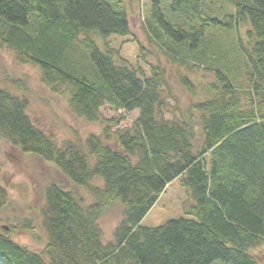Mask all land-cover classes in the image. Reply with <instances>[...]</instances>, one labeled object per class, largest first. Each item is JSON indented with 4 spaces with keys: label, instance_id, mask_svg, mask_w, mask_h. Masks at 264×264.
Wrapping results in <instances>:
<instances>
[{
    "label": "trees",
    "instance_id": "1",
    "mask_svg": "<svg viewBox=\"0 0 264 264\" xmlns=\"http://www.w3.org/2000/svg\"><path fill=\"white\" fill-rule=\"evenodd\" d=\"M128 1L0 0V47L35 66L72 114L99 122L105 104L138 111L130 127L108 124L82 147H60L32 122L26 96L0 86V140L53 164L92 197L85 205L48 184L43 253L0 228V264H261L254 250L264 244V0H151L146 29L180 85L197 95L185 72L212 78L199 82L181 119L165 116L164 68L142 59L145 73L119 63L106 43L131 34ZM74 39L89 51V65L68 59ZM177 178L193 200L186 215L142 225ZM7 201L0 183V208ZM113 205L121 218L103 243L97 220Z\"/></svg>",
    "mask_w": 264,
    "mask_h": 264
},
{
    "label": "rangeland",
    "instance_id": "2",
    "mask_svg": "<svg viewBox=\"0 0 264 264\" xmlns=\"http://www.w3.org/2000/svg\"><path fill=\"white\" fill-rule=\"evenodd\" d=\"M150 3L151 0H129L127 12L131 34L125 37L111 35L107 37L106 43L116 51L115 60L119 63L140 67L145 73L148 72V64H160L164 68L166 87H169V94L165 98L167 105L165 116L181 119V113L199 96L201 91L199 82H205L206 79L210 82L212 78L211 75L206 76L202 72L190 75L189 71L183 70L191 78L192 87L197 90V95H191L180 85L169 59L151 34L150 28L149 31L146 29ZM37 25L38 21L33 18L30 28L35 30ZM82 37L83 35L78 38ZM79 39H74L72 48H67L66 53L74 66L79 64L87 66L89 51L83 48ZM98 41L102 46L100 40ZM0 86L18 95L26 96V112L32 122L49 135L58 146L79 144L82 147L88 134H101L103 127L108 124L111 125V131L130 127L138 116L137 110L124 112L108 104L100 108L99 122H87L75 116L68 109L64 98L51 93L39 81L38 69L33 65L17 63L12 52L6 47H0ZM0 183L8 195L7 203L0 208V228L5 227L6 231L11 229L9 234L14 242L37 253H43L47 240L42 226V209L45 205L43 190L48 184L62 185L77 197H82L85 205L92 201V197L84 188L74 185L53 164L34 155L22 153L19 148L5 140H0ZM192 204L193 200L189 196L188 188L182 186L177 178L166 186L141 224L157 226L168 219L184 216ZM120 218L119 205H113L97 220L103 243L113 240V231ZM23 223L29 224L32 230L17 229ZM254 253L260 263L264 264V244L255 249ZM43 257L47 260V254H43ZM209 264L226 263L214 260Z\"/></svg>",
    "mask_w": 264,
    "mask_h": 264
}]
</instances>
